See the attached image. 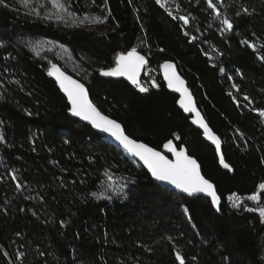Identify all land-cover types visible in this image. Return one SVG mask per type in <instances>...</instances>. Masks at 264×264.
Masks as SVG:
<instances>
[{
  "label": "trees",
  "instance_id": "1",
  "mask_svg": "<svg viewBox=\"0 0 264 264\" xmlns=\"http://www.w3.org/2000/svg\"><path fill=\"white\" fill-rule=\"evenodd\" d=\"M61 2L75 19L61 13L67 23L58 20L51 0L0 4V264H179L178 251L185 264H264V220L228 199L259 193L264 202V118L254 110L264 109V0H224L229 32L206 0H172L189 16L186 27L156 0ZM133 48L148 61L146 94L99 71ZM165 60L177 62L234 174L219 166L166 89ZM53 64L83 82L129 136L156 149L170 139L185 145L215 184L220 211L209 199L158 185L121 148L70 117L49 75ZM149 66L158 71L153 79ZM106 172L122 193L108 188ZM105 190L111 199L91 195Z\"/></svg>",
  "mask_w": 264,
  "mask_h": 264
},
{
  "label": "snow or ice",
  "instance_id": "2",
  "mask_svg": "<svg viewBox=\"0 0 264 264\" xmlns=\"http://www.w3.org/2000/svg\"><path fill=\"white\" fill-rule=\"evenodd\" d=\"M29 2L30 0H21V3L24 4V6H27ZM156 2L160 4L161 7H165L166 0H156ZM3 3L4 0H0V4ZM51 3L54 8L59 10V12L56 14V18L58 20L67 23L65 16L61 13H66L67 16L71 17L72 19L76 18V14L69 11L66 3L61 2V0H51ZM206 3L207 8L212 10V12L215 14V17L219 19L220 23L224 26L223 31H232L234 27L232 21L227 17V15L221 12L219 7V5L224 4V0H215V2L214 0H206ZM34 11L36 10L34 9ZM167 11L168 14L172 16V10L168 8ZM243 11L247 13L248 9L244 8ZM37 14H39L38 11ZM173 19H179L183 21L184 25H188L190 22L189 16L187 15H180L178 17L174 16ZM92 22L101 23L103 21L99 17H96ZM81 23H83V21H81ZM184 34L187 36L188 32H185ZM191 39L196 40L197 37L192 36ZM249 46L254 50L256 48L255 44H250ZM259 58L264 60V55L260 56ZM147 62L148 61L146 60L145 56L141 55L136 48H133L126 54L121 53L116 57L115 67H109L107 69L101 68L99 71L101 75L107 77H126L128 81H130L136 88L139 89L140 92L146 93L149 91V87L142 83L140 79V73L142 69H144ZM162 67L164 69V79L167 81L168 87L181 94L179 100L180 107L187 113H195L196 119L193 122L198 124L200 128L203 129V134L208 140L215 144L216 150L219 152L221 147L220 137L212 131V129L205 122L201 113L197 110L193 97L185 87V81L177 73L175 65L170 62H165ZM52 68L53 71H50L49 75H54L56 77L60 88L67 95L68 101L71 105L69 111L72 113V115L80 117L85 121H89L97 129L110 133L124 146L125 149H127L128 152L136 157H139V159L143 161L156 180L167 182L168 184L173 185L175 188L180 189L182 192L188 193L190 195L194 193H206L209 197H211L212 204L215 205L219 210L221 198L217 195L215 185L201 174L200 165L196 159L187 154L186 149L178 150L173 144V141L169 140L164 144V148L174 154L175 159L171 160L162 152L149 147L147 144L138 143L136 140L130 139L127 135H125L121 124L104 115L89 99L88 89L83 83L73 79L71 76L66 75L55 65H53ZM220 71H224V69L221 68ZM151 84L153 87H159L155 80L151 81ZM233 86L235 87V85ZM229 95L231 96L232 94L229 93ZM2 98L3 97L0 96V99ZM233 99H235V97H233ZM244 100H249V97L245 95ZM237 104L239 105L238 101ZM254 110L258 112L259 116L264 117V109ZM29 115H31V113H29ZM175 138L177 140L180 139L179 136H176ZM0 142H5V137L2 132H0ZM219 162L225 169L231 170V166L225 162L222 153L219 156ZM105 175L107 176L108 180L112 182L108 185V188L111 189L112 193H122L124 186L121 185L120 187H115V181L113 180L112 174L106 172ZM12 179L16 180L15 173H13ZM16 186L17 188L21 187L19 183H17ZM259 187L261 190H264V184H260ZM91 195L97 199L112 198L111 196L107 195V190L102 192H92ZM228 199L231 201L233 208L239 209L243 204V201L235 195L229 196ZM248 199L259 203L261 201V194H254L248 197ZM245 210L249 212H258L259 216L262 218V220H264V207H246ZM169 239L171 238L169 237ZM5 255H7V253H5ZM176 259L179 261V264H185V258L180 254L179 251L176 253Z\"/></svg>",
  "mask_w": 264,
  "mask_h": 264
},
{
  "label": "water",
  "instance_id": "3",
  "mask_svg": "<svg viewBox=\"0 0 264 264\" xmlns=\"http://www.w3.org/2000/svg\"><path fill=\"white\" fill-rule=\"evenodd\" d=\"M165 62H170V63H172V64L175 65L177 73H178V74L181 76V78L185 81V87L188 89V91L191 93V95H192V97H193V100H194V102H195V105H196L197 110L201 113V115L203 116L205 122H206V123L208 124V126L211 128V126L209 125L208 121L206 120L204 114L202 113L201 109H200L199 106H198L197 100H196V98H195V96H194V94H193L192 89H191L190 86H189L188 81H187V80L184 78V76L180 73L177 62H175V61H173V60H165L164 62L161 63L160 68H159V69H160V75H161V77H162V80H163V82H164V84H165L166 89H167L170 93H172V94H174V95L177 96V106H178V108L184 113L185 116H187V117L189 118L190 123H191V124L197 129V130H199V131L202 133V137H203V139H204L209 145H211V146L215 149V152H216V155H217V158H218L219 166H220L224 171H227V172H230L231 174H234V169H233V167L227 162V160H226V158H225V155H224V152H223V146H224V143H223V140L221 139V137H220L217 133H215L214 130L211 128L212 131H213L217 136H219L220 139H221V147H220V151L217 152L215 144H213L212 141L208 140L207 137L203 134V129L200 128V126H199L198 124H196V123L193 122V121L196 119V117H195V113H187V112H185V111L180 107L179 100H180L181 94H180L179 92H176L174 89L169 88V87H168V83H167V81L164 79V69H163L162 65H163ZM53 65H55L57 68H59V69H60L62 72H64L66 75L71 76V77H72L73 79H75V80H78L77 78H75L74 76H72L71 74H69L67 71H65V70H64L59 64H53ZM53 65H52V66H53ZM52 66L49 68V72H50V71H53ZM145 66H146V65H145ZM144 75H145V67H144V69H142V71H141V73H140V79H141L142 83H143V76H144ZM50 76H51V78L56 82L57 87L59 88V90L61 91V93L66 97L67 102H68V104H69V109H70L71 105H70V103H69V101H68L67 95H66V94L63 92V90L60 88V86H59V82L57 81L56 77H55L54 75H50ZM102 76H103V75H102ZM104 77H106V78H113V79H123V80H125L126 82H128L132 87L136 88V87H135L130 81L127 80L126 77H107V76H104ZM78 81H80V80H78ZM80 82H81V81H80ZM81 83H83V82H81ZM83 84H84V83H83ZM84 85H85V84H84ZM150 85L152 86L151 82H150ZM85 87L88 89V87H87L86 85H85ZM152 87H153V86H152ZM155 88H156V87H155ZM136 90H137L138 92H140L138 88H136ZM158 90H159V89H158ZM88 92H89V89H88ZM140 93H142V92H140ZM146 93H147V92H146ZM146 93H142V94H146ZM89 99H90V100H91V101L97 106V104L92 100L91 95H90V92H89ZM97 108H98V109H99L104 115L108 116V115L105 114V113H104V112H103L98 106H97ZM68 113H69L70 117H72L73 119H76V120L80 121L81 123H83V124H85V125H88V126L91 127L96 133H98L99 135H101L102 137H104L106 140H108L109 142L115 144L117 147L121 148L127 156H129L132 160L136 161V162L139 163L142 167H144V168L146 169V171L149 173V175L151 176V178L153 179V181H154L155 183H157L158 185L163 186V187H166V188H168V189H170V190H173V191H175V192H177V193H179V194H181V195H183V196H185V197H187V198L203 197V198L209 199V200L211 201V197H209L206 193H194V194H191V195H190V194H188V193H184V192H182L180 189L175 188L173 185L168 184L167 182H163V181L156 180V179L152 176V174H151L150 170L147 168V166L143 163V161L140 160L139 157H136V156L132 155L130 152H128L127 149H125L124 146H123L118 140H116V138L113 137L110 133H107V132H104V131H102V130H100V129H97V128L94 127L89 121H85V120H83V119L80 118V117H77V116L72 115V113H71L70 111H68ZM108 117H109L110 119H113V118L110 117V116H108ZM113 120H115V119H113ZM115 121H116L117 123L121 124V126H122L123 129H124L125 135H127L130 139H134V140H136L135 138L129 136V135L126 133L125 128H124V126H123L122 123H120V122L117 121V120H115ZM170 140L173 141V144L177 147L178 150H179V149H186V150H187V154L190 155L191 157H193L194 159H196L194 156H192V155L189 153V151H188V149H187V147H186L185 145H182V146L179 148L173 139H170ZM136 141H137L138 143H144V144H147V143H145V142H143V141H140V140H136ZM168 141H169V140H168ZM168 141H166L165 143H167ZM165 143H164V144H165ZM147 145H148V144H147ZM148 146L151 147V148H154V147H152V146H150V145H148ZM154 149H156V148H154ZM156 150L162 152L164 155H166V156H167L169 159H171V160H174V159H175L174 154L171 153V152H169L166 148H164V145L162 146L161 149H156ZM221 153H222L223 156H224L225 162L228 163V164L231 166V170H229V169H225V168L220 164V162H219V156H220ZM196 160H197V159H196ZM197 162H198V164L200 165V171H201V174L205 177V175L203 174V171H202L201 164L199 163L198 160H197ZM205 178H206V177H205ZM206 179H208V178H206ZM208 180H209V179H208ZM211 182H212V181H211ZM212 183H213V182H212ZM213 184H214V183H213ZM214 185H215V184H214ZM215 188H216V186H215ZM216 192H217V188H216ZM217 195L220 196V195L218 194V192H217ZM220 198H221V197H220ZM211 203H212V202H211ZM221 203H222V200L220 199L219 210L217 209V207H216L215 205L212 204L213 207H214V209H215L217 212L220 211Z\"/></svg>",
  "mask_w": 264,
  "mask_h": 264
},
{
  "label": "rangeland",
  "instance_id": "4",
  "mask_svg": "<svg viewBox=\"0 0 264 264\" xmlns=\"http://www.w3.org/2000/svg\"><path fill=\"white\" fill-rule=\"evenodd\" d=\"M166 9L170 8L172 10V15L173 16H180L182 14H180L177 10V8L173 7L172 6V0H166V3H165V7ZM183 23V21H182ZM184 25V23H183ZM189 25V24H188ZM188 25H184V27L188 26ZM212 59H214V55L213 54H210L209 55ZM150 71V75H151V78L153 79L154 77L157 76L158 74V71L157 69H155V67H151L148 69ZM149 74V73H148ZM264 118V117H263ZM261 190V189H260ZM257 194V193H256ZM252 196V195H251ZM239 197V196H237ZM250 197V196H248ZM248 197H239L242 201H243V204L242 206L239 208V209H245L246 207L247 208H256V207H264V202L260 201L259 203L256 202V201H252L250 199H248ZM232 205V204H231ZM234 209H237V208H234ZM238 210V209H237Z\"/></svg>",
  "mask_w": 264,
  "mask_h": 264
},
{
  "label": "built area",
  "instance_id": "5",
  "mask_svg": "<svg viewBox=\"0 0 264 264\" xmlns=\"http://www.w3.org/2000/svg\"><path fill=\"white\" fill-rule=\"evenodd\" d=\"M149 68H151V66H149Z\"/></svg>",
  "mask_w": 264,
  "mask_h": 264
}]
</instances>
